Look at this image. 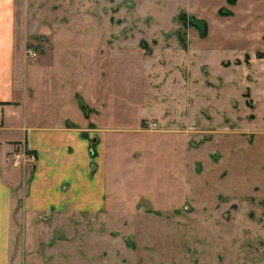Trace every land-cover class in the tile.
Wrapping results in <instances>:
<instances>
[{
    "label": "rangeland",
    "instance_id": "1",
    "mask_svg": "<svg viewBox=\"0 0 264 264\" xmlns=\"http://www.w3.org/2000/svg\"><path fill=\"white\" fill-rule=\"evenodd\" d=\"M14 27L98 205L30 222L14 193L10 264H264V0H14Z\"/></svg>",
    "mask_w": 264,
    "mask_h": 264
},
{
    "label": "crops",
    "instance_id": "2",
    "mask_svg": "<svg viewBox=\"0 0 264 264\" xmlns=\"http://www.w3.org/2000/svg\"><path fill=\"white\" fill-rule=\"evenodd\" d=\"M26 65L16 40L14 0H0V264H10L14 193L30 222L45 219L53 207L60 211L98 205L92 196L94 183L87 177L90 158L84 131L67 127L68 122L81 123L68 117L65 105L55 117L35 112L33 87L28 85L34 84ZM251 76L258 110L264 105V60L256 63ZM22 150L33 160L30 169L13 164Z\"/></svg>",
    "mask_w": 264,
    "mask_h": 264
},
{
    "label": "built area",
    "instance_id": "3",
    "mask_svg": "<svg viewBox=\"0 0 264 264\" xmlns=\"http://www.w3.org/2000/svg\"><path fill=\"white\" fill-rule=\"evenodd\" d=\"M28 54L30 57L35 56L34 52L28 51ZM28 160H29V156L26 154V152L24 150H22V151L15 154L14 159H13V164L15 166L24 165L26 163V161H28Z\"/></svg>",
    "mask_w": 264,
    "mask_h": 264
},
{
    "label": "water",
    "instance_id": "4",
    "mask_svg": "<svg viewBox=\"0 0 264 264\" xmlns=\"http://www.w3.org/2000/svg\"><path fill=\"white\" fill-rule=\"evenodd\" d=\"M81 136H82L83 138H87L88 134H87L86 132H83V133L81 134Z\"/></svg>",
    "mask_w": 264,
    "mask_h": 264
}]
</instances>
